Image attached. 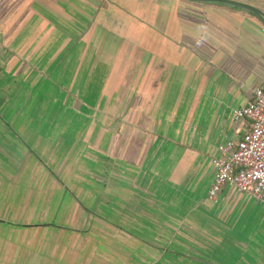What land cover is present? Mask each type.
Segmentation results:
<instances>
[{
	"label": "crops",
	"instance_id": "crops-1",
	"mask_svg": "<svg viewBox=\"0 0 264 264\" xmlns=\"http://www.w3.org/2000/svg\"><path fill=\"white\" fill-rule=\"evenodd\" d=\"M260 88L264 26L244 10L0 0V264H202L190 241L264 264L262 204L209 198Z\"/></svg>",
	"mask_w": 264,
	"mask_h": 264
},
{
	"label": "built area",
	"instance_id": "built-area-1",
	"mask_svg": "<svg viewBox=\"0 0 264 264\" xmlns=\"http://www.w3.org/2000/svg\"><path fill=\"white\" fill-rule=\"evenodd\" d=\"M235 116L246 120L249 129L241 140L219 146L209 198L215 200L224 188L232 187L251 194L264 207V89H258L254 99Z\"/></svg>",
	"mask_w": 264,
	"mask_h": 264
},
{
	"label": "water",
	"instance_id": "water-1",
	"mask_svg": "<svg viewBox=\"0 0 264 264\" xmlns=\"http://www.w3.org/2000/svg\"><path fill=\"white\" fill-rule=\"evenodd\" d=\"M185 1L193 2L197 4L228 6V7L244 10L246 12L254 14L262 22L264 26V12L250 4H246L234 0H185Z\"/></svg>",
	"mask_w": 264,
	"mask_h": 264
},
{
	"label": "rangeland",
	"instance_id": "rangeland-1",
	"mask_svg": "<svg viewBox=\"0 0 264 264\" xmlns=\"http://www.w3.org/2000/svg\"><path fill=\"white\" fill-rule=\"evenodd\" d=\"M159 7L163 8V5L161 4ZM76 179L82 181L81 178H76ZM104 183H105V181L103 179L102 180V184H104ZM209 243H210L209 241H205V242L190 241V243H188L189 247H185V250L187 251L186 254L190 255V253H192V254L195 253L196 255H200V256H198V258L202 259V261H200V262H202V264H209L210 263L209 261H211L209 255L203 256V255L199 254V252H202L200 250V248H202L204 250V248L206 246H209ZM195 248H197V249H195ZM194 250H196V252ZM204 254H206V251H204ZM190 256H192V259L189 256L188 257H184V258L183 257H179V258H181V259H186L187 258L188 264H194L193 262H195V260H193V258L195 257V255H190Z\"/></svg>",
	"mask_w": 264,
	"mask_h": 264
}]
</instances>
